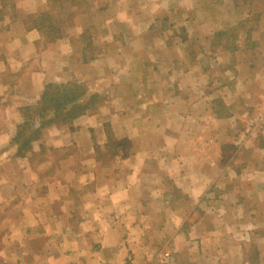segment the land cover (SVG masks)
<instances>
[{
	"label": "crops",
	"instance_id": "crops-1",
	"mask_svg": "<svg viewBox=\"0 0 264 264\" xmlns=\"http://www.w3.org/2000/svg\"><path fill=\"white\" fill-rule=\"evenodd\" d=\"M78 1L0 0V264L152 262L154 198H163L157 228L171 229L172 195L182 197L175 209L182 214L176 230H185L178 237L182 264H264V130L246 151L232 154L243 124L236 117L245 123L264 100V0L249 2L260 3L253 17L238 0L182 2L184 11L194 10L181 19L192 25L184 36L198 39V54L188 60L182 47V60L168 55L161 70L150 68L153 78L144 76L150 62L132 66L143 68L139 76L131 68L130 78H118V109L129 124L114 120L111 128L128 146L113 159L91 155V135L102 132V119L92 116L77 119L76 132L49 131L15 157L8 148L18 109L34 105L47 82L87 67L79 55L84 29L106 25L128 39L129 29L149 36L152 22L175 3L81 0L85 10L78 11ZM43 12L65 25L45 46L29 26ZM252 22L263 27H246ZM233 26L246 27L240 40L231 48L215 45L218 32Z\"/></svg>",
	"mask_w": 264,
	"mask_h": 264
},
{
	"label": "rangeland",
	"instance_id": "rangeland-1",
	"mask_svg": "<svg viewBox=\"0 0 264 264\" xmlns=\"http://www.w3.org/2000/svg\"><path fill=\"white\" fill-rule=\"evenodd\" d=\"M83 1H78V11L85 10V8L81 5ZM238 1L246 3L239 5H242L245 8L246 13L248 14L247 16L252 17L254 16V12H256L257 5L260 4L257 2L249 3V0ZM174 2L175 3L171 6V8L167 7L162 10L163 16H159L156 20H154V22H152L151 24L152 27L150 26L149 22L146 23L150 26V29L147 30L148 32H150L149 36L138 37L132 33L131 29H129V41V39L126 38L121 32L117 33L115 29H109L108 27H106V25H103L100 28L91 27L84 29V33L81 34L82 40L80 41L83 50L79 55L82 62L85 63L84 65H87V67L82 68L80 70L81 72L74 71L75 75H73V73H70L68 78H65V76L64 78L52 82L49 81L46 83V85L53 84L55 87L58 86L57 91H61L63 88H72V90L77 91L80 88L81 92H85L86 97V99H84L82 96L81 100H84V102L87 103L88 106H86L87 108H89V110H87L83 115L78 116L76 119H74L70 124H68V126L55 125L47 128L42 132L41 138H39L37 141L43 139V136L45 134H51L52 132L49 133V131L53 130L55 131L65 129L67 130L68 134L76 132L77 128H81L82 126V123L77 125L78 127L74 126L77 119H80L84 116L87 118L92 116L95 117L98 121L102 119L101 127L103 133L101 132V135H91L90 140L91 142H93V153L91 155L100 160L101 158L111 160L119 155L118 152L122 151L121 147H123V151H125V147L128 146L127 140L116 138L113 133V129L111 128V124L115 123L114 120H117L118 122L122 121L123 123L128 122L126 124H129L128 118L126 116L123 118L121 110L118 109V106H120L121 103L117 98V94L121 92L118 78H121L120 80L130 78L128 74L130 73V69L132 68V66L143 62L153 63V65L148 66L149 72H146V74H144V76H146V79L153 78L151 74L152 70L150 71V68H152L153 71L161 70L158 68V65L164 60L165 57H168V55L173 58L174 54H176L174 60H182V47H186L184 53L186 54L188 60H194L195 55L198 54L195 53V44L198 39L193 35L184 36L185 30H193L192 25L191 23L183 24L181 19L182 15L187 16L189 12L191 13L190 15L194 13V10L189 11L188 9V11H184L183 8L184 6L187 7V5L183 4L182 2L191 5L193 4L194 0H174ZM199 2H203V0ZM221 10H223L222 6L218 8L216 7L215 12L220 13ZM59 18L60 16H58V19ZM29 22L30 28L35 27V29H37L36 26L40 25V29L37 30H39L42 36V42L40 40V42H37V45L42 46H45V44L54 43L57 38L60 37L59 30L64 29L65 27L64 25L63 28H59L58 22L55 21L53 15L49 12H43L42 16H40V18L38 19L30 18ZM69 24H71L70 19ZM256 24L257 23L252 22L250 24H247L246 27H251L252 29L254 27H257L258 29L263 27V24H257L258 26H256ZM246 27L240 29L239 26H233L231 28L228 27L226 29H222V31L218 32L219 37H214L215 45L220 48L222 46L231 48L236 41L240 40L236 37V35H240V33L244 32L246 30ZM89 33L90 35H88ZM221 33L222 36H220ZM53 34H58V37L54 40L51 39L52 37H54ZM206 43H208V40L204 39L201 40L200 44ZM197 45H199V43H197ZM145 46H148L150 48H147L148 50L145 49L146 53H140L141 55H143V58H139L137 61V55L141 50H143ZM220 55L223 56L222 54ZM237 57L242 58V54H237ZM118 59L121 60V64H116ZM153 60H155V62H153ZM227 61L230 62V58H227ZM126 65H128V68H126ZM152 66L157 68H154ZM141 69H143L141 68V66H135L134 69L132 68V73H135L136 71V76H139L138 72H140L139 70ZM72 70L73 69H70V71ZM45 86L41 94L44 92ZM89 97L94 98L90 99ZM38 100L34 105L24 107H34L37 104ZM24 107L18 109L19 123L24 121L23 118L25 115L21 110ZM180 108L182 109V107ZM239 117H236V119L238 118V122H241V124L243 123L244 125L242 124V126H236V134L232 142V154H234L235 156H238L243 151H246L249 146L258 139V137L261 135V132L264 130V100L256 105L253 114L245 119V123L243 120L244 118L241 117L239 119ZM92 133H94V131H92ZM77 136L78 137L76 138V140L83 141L88 139L87 136ZM97 141H100L103 144L102 148L97 145ZM9 152L11 153L12 151L9 150ZM68 154H71L70 151L68 152ZM62 155L63 153L58 154L59 157H61ZM52 156L55 157L56 154L54 153ZM170 187L173 193L175 188L173 185H171ZM164 188H167L166 183L164 185ZM162 199L163 198L161 197L154 198V239L151 240L152 244L149 245L151 246V250H153L154 252V260L152 262L139 261L137 264H182L183 246L178 237H182V231L185 230H182V228L176 230V228L178 227V219H180L182 214H180L178 210L177 212H175L177 204H182V197H175L172 195V197L170 198V207L172 210V227L171 229L165 228L164 230L161 228H157V224L159 223L160 216L162 214ZM158 212L160 216H158ZM175 220H177V222ZM168 236H171V238L168 239ZM145 247L146 246L140 247L141 253L146 251ZM148 251H150V248L148 249Z\"/></svg>",
	"mask_w": 264,
	"mask_h": 264
},
{
	"label": "trees",
	"instance_id": "trees-1",
	"mask_svg": "<svg viewBox=\"0 0 264 264\" xmlns=\"http://www.w3.org/2000/svg\"><path fill=\"white\" fill-rule=\"evenodd\" d=\"M36 28L40 29V25ZM53 35L54 37L51 38L53 40L58 37V34ZM57 88L58 86L47 84L34 107L21 109L25 115H23L24 121L16 126L15 135L8 148L12 151L13 156L21 157L29 152L32 142L41 138L42 132L47 128L55 125L68 126L74 119L89 110L87 103L81 100L82 96L84 99L86 97L85 92H81L80 88L79 91L72 90V88H63L61 91H57ZM89 98L93 99L94 97Z\"/></svg>",
	"mask_w": 264,
	"mask_h": 264
}]
</instances>
